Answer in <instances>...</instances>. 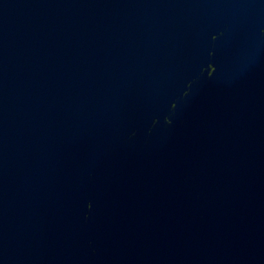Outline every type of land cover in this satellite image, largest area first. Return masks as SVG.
<instances>
[{
    "label": "water",
    "instance_id": "95a60500",
    "mask_svg": "<svg viewBox=\"0 0 264 264\" xmlns=\"http://www.w3.org/2000/svg\"><path fill=\"white\" fill-rule=\"evenodd\" d=\"M0 264H264V0H0Z\"/></svg>",
    "mask_w": 264,
    "mask_h": 264
}]
</instances>
